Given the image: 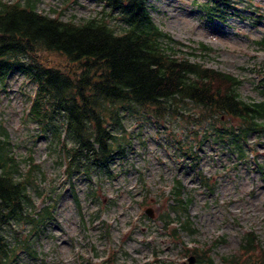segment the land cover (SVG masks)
<instances>
[{
	"label": "rangeland",
	"instance_id": "obj_1",
	"mask_svg": "<svg viewBox=\"0 0 264 264\" xmlns=\"http://www.w3.org/2000/svg\"><path fill=\"white\" fill-rule=\"evenodd\" d=\"M34 1L39 12L63 21L108 12L94 0ZM205 2L148 0L147 6L155 25L177 43L172 45L177 57L233 75L242 81L237 89L242 101L262 102L264 0H232L222 12L209 13ZM116 18L109 22L117 24ZM39 59L66 65L55 53H42ZM35 91V83L23 75L0 84V141L17 163L16 177L37 167L30 176L29 212L35 216L51 208L38 232L26 221L4 230L11 247L24 241L30 245L12 264H102L110 257L116 264H189L194 255L212 264H232L233 257L244 262L250 253L244 248L249 234L264 250V133L245 139L246 157L240 159L224 142L203 141L205 126L184 117L186 111L159 118L128 108L113 124L124 157L116 156L108 174L87 175L83 168L72 174L66 155L73 147L68 144L64 152L30 115ZM177 181L192 202L187 211L173 213L170 192ZM150 209L152 218L146 215ZM160 219L175 223L165 226Z\"/></svg>",
	"mask_w": 264,
	"mask_h": 264
},
{
	"label": "trees",
	"instance_id": "obj_2",
	"mask_svg": "<svg viewBox=\"0 0 264 264\" xmlns=\"http://www.w3.org/2000/svg\"><path fill=\"white\" fill-rule=\"evenodd\" d=\"M94 1L108 12L81 22L41 13L34 0L25 4L0 1V84L14 75L35 83L30 115L43 124L64 152L69 151L68 144L73 147L71 155H66L71 161L67 170L74 174L75 168H83L87 175L92 171L108 174L116 156L125 154L113 124L128 108L159 118L186 111L184 117L205 126L203 141L224 142L240 159L245 158V139L264 133V99L246 103L237 91L241 80L177 57L172 46L177 43L155 25L148 0ZM231 2L206 0L203 7L208 13L222 12L223 5ZM114 15L115 25L109 22ZM259 44L264 46V41ZM42 53L58 54L66 65L45 63L39 59ZM188 105L198 112L187 111ZM6 147L0 141V264H12L23 249H30L27 241L11 247L4 238L6 228L26 221L38 232L51 217V208L35 216L29 212L30 176L37 167L18 179L17 163L7 156ZM198 177L209 186L208 180ZM183 190L180 181L171 190L173 213L187 211L191 205ZM171 220L162 221L167 226L175 223ZM183 228L189 230L188 224ZM173 232L175 236L176 229ZM244 248L250 252L244 262L235 256L232 264H264V250L255 236L248 235ZM197 257L201 264H212L204 256ZM111 263L116 264L111 259L102 264Z\"/></svg>",
	"mask_w": 264,
	"mask_h": 264
},
{
	"label": "water",
	"instance_id": "obj_3",
	"mask_svg": "<svg viewBox=\"0 0 264 264\" xmlns=\"http://www.w3.org/2000/svg\"><path fill=\"white\" fill-rule=\"evenodd\" d=\"M150 217H153V213H152V211L151 210H149V211H147L146 212ZM189 263L190 264H194L195 263V258L194 257H192L190 260H189Z\"/></svg>",
	"mask_w": 264,
	"mask_h": 264
},
{
	"label": "flooded vegetation",
	"instance_id": "obj_4",
	"mask_svg": "<svg viewBox=\"0 0 264 264\" xmlns=\"http://www.w3.org/2000/svg\"><path fill=\"white\" fill-rule=\"evenodd\" d=\"M197 263L200 264V260L197 258Z\"/></svg>",
	"mask_w": 264,
	"mask_h": 264
}]
</instances>
